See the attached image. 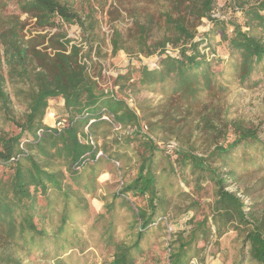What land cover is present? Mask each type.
<instances>
[{"label":"trees","instance_id":"trees-1","mask_svg":"<svg viewBox=\"0 0 264 264\" xmlns=\"http://www.w3.org/2000/svg\"><path fill=\"white\" fill-rule=\"evenodd\" d=\"M219 2L0 0V264H66L85 250L82 226L113 249L111 264H138L153 253L151 237H163L158 220L200 210L197 198L179 191L177 166L194 193L211 189V201L199 222L193 216L189 230L170 234L165 264L202 261L204 246L229 232L238 241L236 264H264V199L250 207L226 190L259 175L244 194L264 190V142L258 126L229 120L222 107L232 87L264 83V0H229L232 13L217 17ZM109 49L130 58L112 89L101 83ZM151 57L154 66L132 64ZM145 92L160 100H138ZM55 100L63 102L61 131L45 123ZM104 110L123 127L144 122L150 135L175 139L183 150L174 159L139 131L114 135L100 119ZM201 141L213 147L204 157ZM112 161L122 178L137 171L117 193L99 181L116 175ZM129 194L145 207L130 205L122 196ZM176 195L190 205H175ZM93 199L104 206L89 227ZM123 219L131 221L127 241L116 236Z\"/></svg>","mask_w":264,"mask_h":264},{"label":"rangeland","instance_id":"rangeland-1","mask_svg":"<svg viewBox=\"0 0 264 264\" xmlns=\"http://www.w3.org/2000/svg\"><path fill=\"white\" fill-rule=\"evenodd\" d=\"M229 1V0H228ZM227 0H220L218 10L216 11L215 15L218 16H224L223 14L226 12V15L229 13H232L231 5H229ZM227 4V6H224V4ZM111 26L107 19L104 20L103 23V33L110 37L111 34ZM210 29V26H201L199 28V33L203 34L207 32ZM70 35L72 37H75L78 35L77 29H72L70 31ZM109 56L105 58L104 60L100 61L102 65V73L104 80L101 82L103 86L108 88H113V82L117 74H122L127 67V65L130 63V58L126 56L124 53L120 52L116 56L110 55V49H109ZM141 62L134 60L132 61L133 65H139L142 63L143 65L147 66H154L157 62V57H151V58H140ZM117 90V89H116ZM141 97L138 98V100H144L149 99L152 100V102L157 103L158 100H160V97L158 94L154 93H143L140 95ZM154 100V101H153ZM223 109L224 111H228L229 114H227V117L229 120H239L242 121L245 126H258L259 127V138L264 142V83L261 84L258 87L252 88V89H240L238 87H232L229 91L226 99L224 100ZM129 105L132 108H135V103L131 100L128 101ZM64 115L63 110V102L62 101H51L49 103L48 107V115L46 117V121L48 124L52 125L54 124V120H56L58 117ZM224 118V115L223 117ZM141 124L146 125L144 122H141ZM109 129L112 131L111 126L108 124ZM87 131V130H86ZM113 132V131H112ZM128 136L131 134H121V136ZM135 135L132 134L131 136ZM120 136V137H121ZM146 135H140L139 138L142 140H146L144 137ZM153 136L157 141H163L165 138L162 135H151ZM139 139V140H140ZM234 139V134L232 131H228L226 133V142L230 143ZM175 140V139H170ZM224 139L221 140L220 143H223L225 141ZM177 141V140H176ZM178 142V141H177ZM202 141L199 142V148L200 150L197 152V155L199 157H204L207 154V151L213 149V147L207 148V146L201 145ZM179 144V142H178ZM98 146L102 145V141H99ZM179 151H182L181 145L179 144ZM133 148V147H132ZM174 159L177 158V155H174ZM107 159V156L104 155ZM103 156L101 158H104ZM173 163L174 160H172ZM112 167L111 170L113 172H116V175L113 173H109V176H106L108 178V181L106 183H101L104 188L109 189V191L117 193L121 190L122 184L127 183L129 180H132L136 177L137 171H129L128 175H126L124 178L121 177V169H120V162L118 161H112ZM176 167V164H175ZM1 169V167H0ZM110 170V167H109ZM176 170L178 171L177 174V180L179 184V191L184 192L188 195L194 196V198H197L198 203L201 205L200 210H198L197 214L194 213H187L183 216H176V214L165 217L168 219V224L171 227L172 231L169 233V229L166 226L164 222V218L162 221L158 220V223H160L163 237L161 239L157 238V236L154 234L151 237L152 242V251L153 253L147 256L145 259L140 260L138 264H165L168 258V242L171 239L170 234H174L177 232H183L186 230H189L191 228L190 220L193 218V216H196L197 220L196 222H199L202 219V215L206 212L205 209H207V205L211 200V189L208 188L207 185H203L201 191H197L196 193L193 192V188L191 186H188L187 184H184L182 182L183 174L181 169H179V166L176 167ZM189 180H192V177L189 173L186 172L185 174ZM255 176L249 179H245L240 183H234L230 185L226 190L229 192L237 193L238 196L243 198L245 201V204L247 206H252L253 204L257 202H261L264 199V190L252 193V195L247 196L244 194V190L246 188L253 187L256 180L260 177ZM102 180L105 177H100ZM99 180V181H100ZM102 189L99 191L98 194H105L106 190ZM178 192V191H177ZM193 193V194H192ZM123 199H125L130 205H133L134 208H143L145 207V202L141 199H135L132 197V195H122ZM178 198L177 195L175 199ZM104 203L102 200H95L93 199L91 201L92 205V214H91V222L89 223V227L92 225V221H94L95 216H97L98 213L103 212V205ZM175 205L179 206L180 208H186L190 205V201L188 200H175ZM202 207V209H201ZM130 217V216H129ZM124 220V221H123ZM122 222L119 225L117 238L121 241H127L129 240V236H131L130 233V222L128 220L123 219ZM164 226V227H163ZM81 232L83 233V239L84 242H86L85 250L83 252L77 251L74 254L72 260L68 261L66 264H111L112 262V255H113V249L108 248L104 246V244L100 241H98V233L97 232H89V228L86 227H80ZM155 230V229H153ZM203 260L201 261L200 258H193L191 261H196L197 264H236V262L239 260V246L237 237L234 232H229L226 235H224L221 238H215L213 237L211 239V242L204 246V250L202 252ZM190 261V262H191ZM48 262V261H47ZM44 260H36L35 258L26 260L25 263H31V264H48ZM243 264H251V262L247 259H245Z\"/></svg>","mask_w":264,"mask_h":264},{"label":"built area","instance_id":"built-area-1","mask_svg":"<svg viewBox=\"0 0 264 264\" xmlns=\"http://www.w3.org/2000/svg\"><path fill=\"white\" fill-rule=\"evenodd\" d=\"M102 121L104 122H107L111 128H112V131L114 133V135L116 136H121V134H134L136 132H140L142 134H146L152 141L155 142V144L158 146L159 149H161L162 151H164L167 155L169 156H174L176 155L178 152H179V144L176 140H168V141H159V142H156L157 140L151 136L148 132V127L144 124H140L139 127L137 126H128V127H123L121 124H119L114 116L109 113L107 110H104L102 115H101V118H100ZM91 123H93V121H91ZM66 125V120H54V125L51 127L57 131H61ZM88 128H86L87 130ZM41 132L40 131L38 133V135L40 136L41 135ZM87 142H90L91 145H94L95 146V143L92 141V139L90 138ZM100 156H102V152H99L97 154V157L99 158ZM77 169H80V166L77 167ZM166 226L168 227L169 229V233H171L172 229L171 227L169 226V224L167 223L168 222V219L167 218H164L163 219ZM189 264H197L196 261H191Z\"/></svg>","mask_w":264,"mask_h":264},{"label":"crops","instance_id":"crops-1","mask_svg":"<svg viewBox=\"0 0 264 264\" xmlns=\"http://www.w3.org/2000/svg\"><path fill=\"white\" fill-rule=\"evenodd\" d=\"M46 125H48V126H50V127H52V125H50V124H48L47 122H46ZM54 125V124H53ZM109 173H104L101 177L103 178V177H105V178H103L102 180H100V182L101 183H106V181H108V178H106V176H109L108 175ZM101 179V178H100Z\"/></svg>","mask_w":264,"mask_h":264}]
</instances>
